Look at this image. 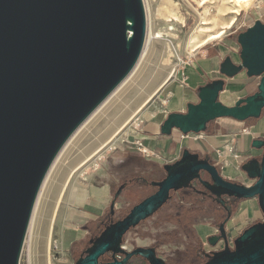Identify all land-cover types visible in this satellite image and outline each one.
Instances as JSON below:
<instances>
[{"label": "water", "instance_id": "95a60500", "mask_svg": "<svg viewBox=\"0 0 264 264\" xmlns=\"http://www.w3.org/2000/svg\"><path fill=\"white\" fill-rule=\"evenodd\" d=\"M132 34H128L127 18ZM143 10L140 0H0V264H17L27 220L41 179L53 156L73 129L111 91L134 64L142 46ZM240 46L236 63L227 55L219 65L223 77L197 88L198 101L184 111L169 112L159 126L161 134L177 129L183 134L207 129L220 117L236 120L259 118L264 109V21L255 20L237 34ZM245 70L259 76L257 90L223 103L219 94L225 78ZM251 146L262 149L241 169L254 182L245 185L225 179L208 156L183 148L179 158L163 164L160 180L141 177L156 190L134 204L117 220L110 219L89 238V245L74 264H127L140 256L148 264H170L157 256L153 246L126 250L124 234L151 216L170 197L171 191L199 189L198 180L216 201L257 198L264 215V139ZM201 172L208 179L201 177ZM125 183L118 186L109 205ZM228 211L210 234L211 246H224L207 253L200 264H264V219L245 227L227 243ZM111 260L99 261L105 253ZM122 254V258H116Z\"/></svg>", "mask_w": 264, "mask_h": 264}, {"label": "rangeland", "instance_id": "374dc122", "mask_svg": "<svg viewBox=\"0 0 264 264\" xmlns=\"http://www.w3.org/2000/svg\"><path fill=\"white\" fill-rule=\"evenodd\" d=\"M148 0L150 9V26L153 33H160L161 37L155 42V50L150 56L147 66L144 68L143 76H146L147 81L153 78L157 81L164 79L171 67H175V73L181 70L194 56H197L200 49L213 47L216 44L227 48L228 54L221 52L223 58L229 55L236 63L240 62L239 52L237 51V34L245 30L255 20L262 16L264 19V0H256L254 4L247 10H241L236 15L235 23L226 29L225 34L218 39L208 41L200 46L197 50H193L189 42L191 34L198 31L202 26L200 18L207 13L213 15L216 13L217 7L222 0ZM225 4H229L228 0H224ZM167 7V8H166ZM206 10V11H205ZM233 14L226 13L225 21ZM170 27V28H169ZM221 25H210V31L217 30ZM234 47V48H231ZM214 48V47H213ZM235 49V51L233 50ZM240 51V49H239ZM209 53L211 51L209 50ZM223 60V59H222ZM176 74L168 77L173 78ZM220 77V74L217 73ZM237 78V77H236ZM227 79L225 91L219 95V99L226 104H233L239 97H245L257 90L259 76L243 77L242 79ZM163 101L158 99L157 93L147 102L143 109L137 114L134 119H131L119 133V145L113 146L107 150L104 156L99 160L98 164L91 166L89 171L83 175L81 185L74 186V191L71 196L66 193V201L69 208L65 207V203L61 205L59 210V223L54 225L52 233V244L50 249L51 264H74L76 259L84 252L89 245V238L96 236L104 224L110 219L117 220L122 218L130 208L142 200L147 195L156 190V187L149 184L151 180H160L164 177L165 171L163 164L173 162L172 159L181 155V150L177 152L156 153L154 155L142 154L132 141L139 138L137 132L148 120L160 119L159 111L162 109ZM264 112V109H263ZM257 118H249L244 122H231L226 119H218L207 124V133L202 134V137L193 140L191 137L185 138L193 142H198L201 145L205 143L207 134L224 133L230 127L234 129H248L249 124L255 122ZM113 123V118L107 119V125ZM106 126H104L105 128ZM229 128V129H228ZM211 130V131H210ZM242 130V131H243ZM213 131V132H212ZM93 135V136H92ZM88 141L84 139L81 146L76 147L70 158L74 159L81 154L90 141L93 140L95 134L92 133ZM253 138L264 139V132L252 135ZM81 147V148H80ZM80 148V151H78ZM187 148V147H184ZM190 150V149H189ZM262 149L253 148L252 152H244L241 154L244 161L249 158H260ZM201 157L208 156L214 164L215 158L211 151L199 152ZM177 159V158H176ZM70 160V164L72 162ZM68 163V165H70ZM219 173L223 176L222 171L217 167ZM232 172V168L226 169ZM239 174V175H238ZM238 174L231 175V178L225 179L236 181L245 185H250L254 182L249 179L241 168ZM141 177L148 180L147 183L141 180ZM201 177L208 179L205 172H201ZM124 182H128L125 188L119 193L115 199L114 212L109 214V205L118 186ZM198 188L197 182L192 183ZM108 188L110 200L101 216L89 222L83 230V236L80 240L75 241L69 249H62L60 246L61 231L64 228L73 226L72 219L75 215L80 214L85 207L88 197L86 193L92 189ZM89 189V190H88ZM88 190V191H87ZM52 198L49 194L48 201ZM65 199V198H64ZM242 199H235L233 210L230 219L225 225L227 232V243L229 247H233V243L228 238H234L248 225L264 219L257 198H251L245 201L250 207L251 215L249 219L244 221L236 217L239 206L242 205ZM70 219L71 224L61 228L63 218ZM225 217V211L218 203H209L204 200L198 192L192 188H182L177 191H171L169 199L151 216L142 220L135 227L130 228L123 236L122 246L126 250H130L137 246H153L157 256L161 257L165 262L170 264H200L206 261L207 253L213 250H219L224 246V242L220 240L214 246H211L206 236L207 233H217L213 231L217 228L220 221ZM62 218V219H61ZM70 232L66 231L65 242H68ZM44 247L37 243L35 247V255L29 258L28 243L23 245L19 264H45L43 258ZM38 254V255H37ZM108 258H111V253L108 252ZM33 259V260H32ZM111 260V259H110ZM128 264H148L147 260L140 256H134Z\"/></svg>", "mask_w": 264, "mask_h": 264}, {"label": "bare ground", "instance_id": "6f19581e", "mask_svg": "<svg viewBox=\"0 0 264 264\" xmlns=\"http://www.w3.org/2000/svg\"><path fill=\"white\" fill-rule=\"evenodd\" d=\"M255 1L228 0L229 4H225L222 0L215 14L211 15L205 10L206 14L199 19L202 26L189 37L193 50H197L208 41L221 38L226 29L235 23L236 15L241 10L247 11ZM140 2L144 20L141 50L130 70L73 129L53 156L33 199L17 264H19L25 239L28 243L29 258L35 255V247L39 243L44 247V263L51 264L50 249L54 225L59 223L61 205L65 203L64 208H69L65 197L66 193L71 196L74 186L83 183V175L89 171L91 166L98 164L107 150L119 145L121 141L120 130L137 116L152 96L168 80V77L175 74V67H171L168 75L160 81L154 78L147 81L146 76H143V70L155 50V42L161 35L159 32L155 34L151 31L148 0H140ZM204 2L205 0L202 1L203 4ZM226 13L233 14L227 21H225ZM131 23L132 19L128 17L129 36L132 34V29L129 27ZM218 24L221 25L219 29L214 31L208 29L210 25ZM109 118H113V123L108 126L107 119ZM104 126L106 127L104 128ZM92 133L95 134L93 140L86 144L87 146L83 150L80 151L81 147L78 148L81 154L74 157L72 161L70 156L74 149L81 146L84 139L88 141ZM70 160L73 162L72 164L69 163ZM49 194H52V198L50 197L48 201ZM62 218L61 228L71 224L69 218L65 216Z\"/></svg>", "mask_w": 264, "mask_h": 264}, {"label": "crops", "instance_id": "0c3cea01", "mask_svg": "<svg viewBox=\"0 0 264 264\" xmlns=\"http://www.w3.org/2000/svg\"><path fill=\"white\" fill-rule=\"evenodd\" d=\"M213 47L200 49L197 56H194V58H192L189 63H187L181 70L177 71V73H175L176 75L171 79L169 78L157 91L158 99L160 98L163 101V111H159L161 117L160 119L148 120L147 123H145L137 132V135L142 140L143 145L148 150L156 153H175L178 151V149L182 152V149L184 147H187L191 151L198 153L211 151L215 158L214 148L222 145L228 139L229 134L237 133L235 140V147L237 151L240 154L253 151L254 147L251 146V140L253 139L252 135L264 132L263 110L260 117L257 118L255 122L250 123L248 129H245V132L242 131L243 129H234L233 127H230V129L228 128L229 130H226V132L224 133H219L216 130L215 133L207 134L205 143H203L202 145L198 142H193L190 140H186L185 138H181L179 130L177 129H173L171 134L169 135L161 134L159 131L161 122L169 112L184 111L188 102L198 101L197 88L200 85L208 82L213 78L219 77L217 73L220 74L219 65L223 59V56H221V52H223V54H228V50L226 47L223 48V46L221 45H218L217 49L216 44L213 45ZM239 49L240 46L238 44V52ZM209 50L211 51V53H209ZM233 50L235 51V49ZM183 76L186 77L185 83L181 82V78ZM220 77H223V75L220 74ZM243 77H249L246 75L245 70H241L231 78H225V86L223 91H225V88L227 86V79L236 78L243 80ZM222 92H220L219 95H221ZM218 119H226L229 121L228 123L244 122L249 120L246 119L241 121L231 117H220L212 120V123L217 121ZM204 133H207V130L203 131V134ZM176 158H178V156H175L172 161ZM228 167H231L233 171H227L226 169ZM221 171L222 173H225L223 174L224 177L231 178V175L233 176L238 174L239 169H236L233 165H229L224 167ZM86 195L88 197V201L85 207L80 214L75 215V218L72 219L73 226L67 228L70 232V237L67 243L65 242V234L67 229L64 228L61 231L60 246L62 249H69L75 241H78L82 238L84 227H86L89 222L102 215L107 202L110 200L108 188H98L94 191L90 189L86 193ZM247 200L248 199H242V205L239 206L238 213L236 214V217L240 218L243 221L245 219H249L251 215L250 213L252 211L250 210L248 204L245 203V201ZM213 231H215V229ZM210 232H212V230ZM210 232L207 233L206 236H208V234H211Z\"/></svg>", "mask_w": 264, "mask_h": 264}, {"label": "built area", "instance_id": "2783aa9c", "mask_svg": "<svg viewBox=\"0 0 264 264\" xmlns=\"http://www.w3.org/2000/svg\"><path fill=\"white\" fill-rule=\"evenodd\" d=\"M259 17L260 18L258 20L264 21V19H262V16H259ZM185 80H186V77L183 76L181 78V82L185 83ZM243 131L245 132L246 130H243ZM179 134H180L181 138L191 137L193 140H197V139L202 137L203 132H199V133L189 132V133L183 134L182 132L179 131ZM236 136H237V133L229 134L228 139L222 145L214 148V151H215L214 165L216 167H219L220 170H222L224 167L229 166V165H233L236 169L241 168L240 165L244 160H243L241 154L237 151V149L235 147ZM132 143L136 146L138 151H140L142 154H145V155H154L155 154L153 151L148 150L143 145L142 140L140 138L134 139L132 141ZM215 231H217V228L215 229ZM228 238L233 243L234 237L229 236ZM121 246H122V244H121ZM122 256H123L122 254H116V258H118V259L122 258Z\"/></svg>", "mask_w": 264, "mask_h": 264}, {"label": "flooded vegetation", "instance_id": "af4514ba", "mask_svg": "<svg viewBox=\"0 0 264 264\" xmlns=\"http://www.w3.org/2000/svg\"><path fill=\"white\" fill-rule=\"evenodd\" d=\"M193 181H195V182H197V184H198V188L197 189H199L200 190V192H198V194L204 199V200H206V201H208L209 203H218V204H220L221 205V207L224 209V211H225V216H226V214H227V212L228 211H230L231 212V214H232V210H233V205L235 204V199H233V198H227V197H225V203L224 204H221L219 201H216L215 199H214V197H212L211 195H210V193L200 184V182L198 181V180H193ZM193 181H192V183H193ZM125 183V185H124V187H123V189L125 188V186L128 184V182H124ZM146 183V182H145ZM194 186V185H193ZM155 187V186H154ZM195 187V186H194ZM122 189V190H123ZM131 259V258H130ZM129 259V260H130Z\"/></svg>", "mask_w": 264, "mask_h": 264}, {"label": "trees", "instance_id": "16d2710c", "mask_svg": "<svg viewBox=\"0 0 264 264\" xmlns=\"http://www.w3.org/2000/svg\"><path fill=\"white\" fill-rule=\"evenodd\" d=\"M140 222H141V221H140ZM107 255H108V253H105V254L101 255V256L99 257V261H108V260H110L111 258H108ZM127 264H128V263H127Z\"/></svg>", "mask_w": 264, "mask_h": 264}]
</instances>
